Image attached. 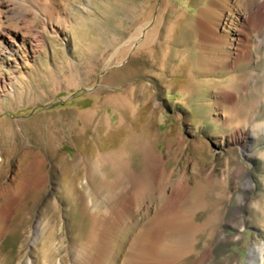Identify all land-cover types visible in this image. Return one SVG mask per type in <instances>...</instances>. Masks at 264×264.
I'll return each instance as SVG.
<instances>
[{"label": "rangeland", "instance_id": "1", "mask_svg": "<svg viewBox=\"0 0 264 264\" xmlns=\"http://www.w3.org/2000/svg\"><path fill=\"white\" fill-rule=\"evenodd\" d=\"M208 1L0 0V40L27 50L0 53L12 90L0 98V264H46L52 242L70 263L90 229V165L141 137L148 153L126 149L133 188L116 190L169 206L166 193L189 191L197 240L177 264H247L264 245V104L249 102L264 93V29L261 60L201 75L194 27ZM250 77L239 111L217 113L219 92ZM99 197L108 211L115 191Z\"/></svg>", "mask_w": 264, "mask_h": 264}, {"label": "bare ground", "instance_id": "2", "mask_svg": "<svg viewBox=\"0 0 264 264\" xmlns=\"http://www.w3.org/2000/svg\"><path fill=\"white\" fill-rule=\"evenodd\" d=\"M200 15L199 26L196 29L195 25L194 34L196 38L197 32L195 46L198 49L197 61L201 75L212 74L217 68L230 71L240 63L247 66L262 59V55L256 53V39L264 29V0H209L200 10ZM177 24L180 27L177 28L182 29L181 20H177ZM160 33V27L153 30L150 37L155 43ZM0 41L1 55L9 53L12 57L15 53H21L22 49V53L27 51L22 43L23 48L20 49L8 39L6 42ZM3 60L1 58L0 62ZM253 82L254 77H250L234 85L231 90L220 91L214 102V110L219 113L228 104V110L230 108L238 112L246 103L245 95L253 90ZM10 91L11 88L7 89L6 77H2L0 98ZM249 102L253 107L264 104L263 91L260 94L255 92ZM215 120L218 122L220 117H215ZM262 127L264 120L257 123L256 130ZM239 134L242 136L243 132L240 130ZM142 141L143 137L137 142L140 145L129 141L122 147L102 152L100 163L92 162L88 169L90 188L94 193L91 200L93 208L89 212V232L83 233L82 239L72 242L73 258L70 263L64 258L57 261L59 253L55 242L49 244L51 252L46 264H177L195 251L198 231L196 207L189 202L191 196L188 190L166 193L165 203H176L175 206H169L161 202L156 204L154 190H144L139 197L138 191L131 189L135 177L126 159V149L137 145L142 147L144 153H148L147 144ZM181 148L184 149L182 145ZM182 179L187 186V180ZM126 180L131 181V187L116 190ZM157 181V177L154 178L155 186ZM102 191H115L114 203L108 211L100 207L99 196ZM169 207L168 211L174 217L172 220H166L169 215L166 209ZM164 222L171 226L165 227L162 224ZM51 231L54 235V225ZM44 234L46 238L50 236L49 230H45ZM247 264H264L263 244L255 243L251 247Z\"/></svg>", "mask_w": 264, "mask_h": 264}]
</instances>
